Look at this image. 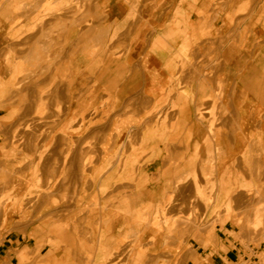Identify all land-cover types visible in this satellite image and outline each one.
Here are the masks:
<instances>
[{"label": "rangeland", "instance_id": "1", "mask_svg": "<svg viewBox=\"0 0 264 264\" xmlns=\"http://www.w3.org/2000/svg\"><path fill=\"white\" fill-rule=\"evenodd\" d=\"M204 1L207 13L213 17L221 10L226 25L237 26L241 17L254 13L264 26V0ZM218 2L219 7L215 9ZM18 3L21 8L15 10ZM240 3H243L242 8L234 10ZM239 14L244 16L235 19ZM0 18L6 22L11 39L10 45L0 49V75L4 80L9 78L10 63L17 69L14 85L5 88L0 99V113L5 114L0 117V227L6 223L2 219L6 214L8 221H14L15 229L23 232L30 228L36 242L41 243V247L48 244L50 248L41 253L38 252L40 245L28 248L27 259L21 260V264H132L138 254L141 264L210 263L189 241L205 247L204 241L215 238V224L222 225L228 219L239 229L223 231V237L228 233L242 245L250 242L255 247L264 242V177L261 172L256 176L259 178L256 186L247 183L250 187L236 193L237 209L230 199L221 209L212 205L214 183L207 174V180L203 176L204 187L194 183L199 189L194 192L195 196L204 205L201 209L192 201L186 211L179 207L170 212L168 205L172 197L168 195L156 205L135 208L130 206L128 194L137 183L129 179L134 177L141 153L128 150L133 154L128 158V166L124 160L120 167L118 146L103 149L108 142L120 140L134 147V142L140 139L137 134L140 125L139 129L134 126L133 117L137 104L139 109L153 110L152 114L165 112L163 117L148 119L154 129L162 122L164 135L168 106L170 109L182 106V109L188 105L179 97L182 92L187 94L188 83L194 82L200 74L196 64H180L175 86L173 83L165 86L161 103L142 102L140 95L137 102L136 92H120L121 84L125 83L124 71L119 69L124 49V42H120L124 39L119 37L117 23H110L92 0H0ZM198 24L202 26L200 34L209 35L212 26L209 27L204 18ZM77 33L74 43L72 35ZM73 49L79 52L78 59ZM110 66L113 68L109 69ZM184 75H188V81H179ZM220 87L221 84L215 90L214 113L208 114L212 118L207 116L206 119L201 114L198 119L209 102L195 104L193 121L196 125L200 122L208 125L209 119H214V125L226 121L225 117H220L227 109L225 103L221 104ZM86 98L90 99L89 103L82 101ZM76 108L78 112L73 111ZM87 112L91 113L89 117ZM120 124L122 130L125 125L133 127L120 136ZM214 131L210 135L212 139ZM156 139H161L158 134ZM185 139L188 134L182 132L170 137L172 142ZM122 147L124 157L126 151L124 145ZM170 163L174 164L172 159ZM121 170L130 175L126 183H120ZM244 170L252 176L250 166H245ZM103 183L106 188L99 191ZM143 207L145 212L138 213ZM157 207L161 210L159 213ZM257 208L261 216L255 222L253 214ZM108 215L112 219L105 225L102 220ZM117 233L122 236L117 252L111 251L104 260L102 253H96L98 245H113ZM60 243L65 246L58 261H40L51 249L60 248ZM221 248L225 250L224 246ZM19 249L12 250L14 255ZM258 255L264 261L262 249ZM116 258L121 260L113 261Z\"/></svg>", "mask_w": 264, "mask_h": 264}, {"label": "crops", "instance_id": "2", "mask_svg": "<svg viewBox=\"0 0 264 264\" xmlns=\"http://www.w3.org/2000/svg\"><path fill=\"white\" fill-rule=\"evenodd\" d=\"M92 1L105 13L110 23H117L119 37L124 39L120 42H124V49L119 58V69L124 71L125 78V83L121 84V88H123L121 93L134 91L137 102L140 95L142 102L161 103L164 97V92L158 95L161 81L166 78L167 87L172 83L175 86L174 82L178 78L181 63L196 64L201 71L194 82L188 83L187 94L182 92L179 97L180 100L187 101L188 105L182 109H170L168 106L166 112L167 131L164 135L163 123L161 122L154 129L152 127L154 125H150L148 119L163 117L165 112L162 115H158V112L152 114L153 110L139 109V104H137L133 117L136 119L134 126L136 125L138 128L140 125V130H137L140 139L134 142V147H130L127 142H122V140L108 142L103 147L105 150H110L118 146L120 167L124 160L125 166H128V158L133 155L128 153V150L134 149L141 153L138 157V165L135 167L134 177L129 179L137 183V187L129 191L128 194L130 206L136 208L139 205H144L146 208L148 204L160 203V200L168 195V197H172V202L170 201V205H168L170 212H175L179 207L186 211V206H189L192 201L200 209L204 207L202 201L195 196L194 183L197 182L201 187H204L206 183L205 165L208 149L206 140L210 137L211 150L215 156L212 176L214 183L212 205L221 209L223 203L230 199L234 201V204L236 203V207L235 205L233 207L237 209L239 198L235 197L236 193L243 191V187H250L247 183L256 186L259 179L256 178L258 172L255 169L257 167L254 169L255 172L252 169L253 177L248 176L244 167L254 168V164L258 163L259 165H256L261 166V169H258L264 177V26L258 21L256 14L252 13L241 17L239 25L232 27L228 23L226 25L221 10L216 11L214 17L207 13V3L204 0H196L194 3L191 0L182 3L181 0ZM218 4L219 2L215 5V9L219 7ZM239 16L244 15L239 14L234 17L237 19ZM202 18L205 19L209 27L212 26L209 29V35L200 34L202 26H199L198 21ZM167 34L169 37L166 36ZM76 37L78 38V33L72 35L74 43L77 42ZM165 37L168 40L164 42V45L160 44L158 40ZM10 43L6 22L0 18V49ZM71 51L75 56L79 54L76 49ZM6 62L9 64L8 60ZM9 65L12 68L9 78L4 80L0 75L3 81L8 82L6 88L14 85L17 75L15 65H11V63ZM112 68L110 66L109 69ZM183 79L188 81V75L180 77L179 81ZM217 82L221 84L223 92L221 104L225 103L227 107L225 115L221 113L220 117H225L226 121L215 124V137L212 139L210 136L212 133L208 134L206 123L200 122L196 125L193 118L196 114L195 104L206 103L207 105L209 102L208 107H210L212 100L215 101ZM180 85L183 86L182 82ZM5 92L6 89L0 92V99ZM85 100L90 102L88 98L82 99V101ZM170 100L169 98L168 103ZM172 101H175L174 95ZM208 107L206 106L200 111L198 119L201 114L207 119ZM73 111L78 112L79 109L76 108ZM90 114L87 112L86 116L89 117ZM4 115L0 113V117ZM132 127V124L125 125L122 130L120 124L118 130L120 136L126 135ZM154 132L161 139L157 140ZM181 132L185 135L188 134L187 140L170 141L172 134ZM148 134L151 136L148 137ZM257 137H259V142L254 148L253 142ZM123 145L126 151L124 157L121 153ZM171 159L174 164L170 163ZM132 160H134V156ZM137 166L140 170H137ZM110 168L102 175H105ZM187 172L192 175L191 179L176 186L177 178L183 177ZM119 176L120 183H126L130 175L121 170ZM100 188L102 189L100 191H103L106 184L103 183ZM262 197L264 198V195ZM144 207L138 209L137 212H145ZM238 229L239 227L234 225L231 219H228L222 225L215 224V238H210L208 242L204 241L205 247L194 240L189 241V245L200 250L202 257L210 259V263L204 262V264H231L235 258L233 247L240 244V241L229 236L228 233L223 237V231ZM60 244V248H54L53 251L51 249V252L40 261L44 260L50 263L53 260L58 261L62 256V247L65 246ZM35 245L41 247V243L36 242L30 228L22 232L20 229L14 228L13 220H6L4 226L0 227V264H18V261L21 264L18 251L28 252V248H33ZM47 246L48 244L39 247L38 252L41 253L44 249L49 251L50 248ZM221 246H224L225 250ZM107 247L110 246L99 244L96 253H102L104 256ZM17 249L19 250L14 255L12 250ZM58 254L59 257H57ZM61 259L66 258L62 257ZM119 260L121 258H116L113 261Z\"/></svg>", "mask_w": 264, "mask_h": 264}, {"label": "bare ground", "instance_id": "3", "mask_svg": "<svg viewBox=\"0 0 264 264\" xmlns=\"http://www.w3.org/2000/svg\"><path fill=\"white\" fill-rule=\"evenodd\" d=\"M244 3V2H243ZM243 3H240L239 5H238V7L237 8H235L234 10H240L241 8H242V6H243ZM20 4L21 3H19L17 6H16V8L17 9H19V8H21L20 7ZM22 6H23V4H22ZM233 12V11H232ZM177 32V31H176ZM166 36H168V34L166 35ZM174 36V35H173ZM169 37V36H168ZM86 38V37H85ZM98 38V37H97ZM173 38V37H172ZM168 39H167V37H165L164 39H159L158 41H160L159 43L160 44H162V45H164V42L165 41H167ZM95 42V41H94ZM158 43V44H159ZM159 44V45H160ZM166 83H167V79L165 78L164 80H162L161 81V84H160V86H159V88H158V95L159 94H161V93H163L164 91H165V85H166ZM7 85H8V82L7 81H3V79H1V77H0V92L3 90V89H5L6 87H7ZM217 86H220V84H219V82H217V84H216ZM220 92H221V87H220V89H218ZM218 92V91H217ZM220 92H218L219 94H217V95H220ZM218 97V96H217ZM214 103H215V101L214 100H212V104H211V106L210 107H208L207 109V114H211V113H214L213 111H212V109L214 108ZM181 108V107H180ZM216 109V108H215ZM215 111V110H214ZM210 118H212V116H210V115H208ZM213 116H214V114H213ZM215 118V117H214ZM214 120V119H213ZM213 120H211V119H209L208 121V125H207V130H208V133L209 134H211V133H213V129H214V123L212 122ZM151 132V131H150ZM154 135H156V133L154 132ZM148 137L149 136H151V134H148L147 135ZM151 138V137H150ZM147 139H149V138H147ZM146 139V140H147ZM206 142H207V146H208V149H207V161H206V165H205V169H206V174H207V176H209V175H213V169H214V162H215V156H214V152L211 150V138L209 137V138H207V140H206ZM259 142V137H257L255 140H254V144H253V146H254V148H255V145H256V143H258ZM253 148V147H252ZM251 150H253V149H251ZM253 151H255V150H253ZM218 153H219V151H218ZM253 156V155H252ZM250 164H252V163H250ZM256 164H258V163H256ZM256 164H254L255 166H254V168L253 167H251V170L253 169H255V167H257V169H255L257 172H259L260 170L258 169V168H260L261 169V166H258V165H256ZM106 166V165H105ZM252 166V165H251ZM252 170V171H253ZM255 170H254V172H255ZM100 174L102 173V172H99ZM253 174V173H252ZM258 174V173H257ZM191 174L189 173V172H187L183 177H180V178H177V180H176V186L177 185H179L180 183H183L184 181H187V180H189V179H191ZM211 176L209 177V180H212V178H211ZM100 190H102L101 188L99 189V191ZM194 191L196 192H198L199 191V189H198V187H196V185L194 186ZM250 191V190H249ZM98 197V196H97ZM11 200V199H10ZM98 207H100V206H98ZM160 208H158L157 209V211H158V213L161 211V210H159ZM120 212V211H119ZM157 213V214H158ZM260 213H261V210L260 209H258L257 208V210L255 211V213L253 214V221L255 220V222H258L259 221V219H260ZM126 215H128V214H126ZM137 215V214H136ZM149 217V216H148ZM3 222L4 221H6L7 220V216H6V214H5V216H3ZM111 216H107L106 218H104L103 220H102V223L103 224H105V225H107V224H109L110 222H111ZM146 220H148V218L146 219ZM146 222V221H145ZM153 227H156L153 223L151 224ZM123 227V226H122ZM121 227V228H122ZM250 228V227H249ZM253 228V227H252ZM157 229V228H156ZM254 229V228H253ZM159 231V230H158ZM90 233V232H89ZM116 236V239H115V242H114V244L112 245V246H110V247H107L106 248V250H105V254H104V260H107V255H109L110 254V252L111 251H114L113 253H116L117 252V248H118V246L120 245L119 243H120V240L122 239V236H120L118 233L115 235ZM125 237V236H124ZM123 237V238H124ZM181 243V242H180ZM18 255H19V258L21 259V260H24L25 258L27 259V252H25V251H23V250H21V251H18ZM185 256V255H184ZM25 259V260H26ZM182 260H184V258L182 259ZM127 261V260H126ZM53 262H55V260H53ZM181 262V261H180ZM180 262H179V264H180ZM132 264H141V255L140 254H138V255H136L133 259H132Z\"/></svg>", "mask_w": 264, "mask_h": 264}, {"label": "built area", "instance_id": "4", "mask_svg": "<svg viewBox=\"0 0 264 264\" xmlns=\"http://www.w3.org/2000/svg\"><path fill=\"white\" fill-rule=\"evenodd\" d=\"M260 249L264 251V242L260 243L258 247L250 242L245 245L237 244L233 247L235 258L231 261V264H264V261L258 255Z\"/></svg>", "mask_w": 264, "mask_h": 264}]
</instances>
